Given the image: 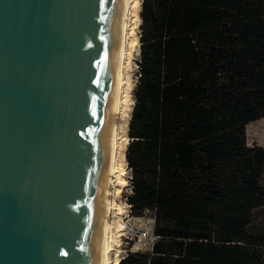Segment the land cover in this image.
<instances>
[{
    "label": "trees",
    "instance_id": "16d2710c",
    "mask_svg": "<svg viewBox=\"0 0 264 264\" xmlns=\"http://www.w3.org/2000/svg\"><path fill=\"white\" fill-rule=\"evenodd\" d=\"M132 213L161 237L120 264H264V0H142Z\"/></svg>",
    "mask_w": 264,
    "mask_h": 264
},
{
    "label": "water",
    "instance_id": "95a60500",
    "mask_svg": "<svg viewBox=\"0 0 264 264\" xmlns=\"http://www.w3.org/2000/svg\"><path fill=\"white\" fill-rule=\"evenodd\" d=\"M123 0H0V264H100Z\"/></svg>",
    "mask_w": 264,
    "mask_h": 264
},
{
    "label": "bare ground",
    "instance_id": "6f19581e",
    "mask_svg": "<svg viewBox=\"0 0 264 264\" xmlns=\"http://www.w3.org/2000/svg\"><path fill=\"white\" fill-rule=\"evenodd\" d=\"M138 4L139 1L137 0H123V12L120 24V62L116 82L114 112L109 136V156L106 168V208L103 218V240L100 252V264H120L121 258L119 249L113 246L116 245V247H119L118 244L120 243L117 241V235L122 231V224L120 223L121 226L117 225L114 220L113 225H111L110 214L112 211L116 212L119 206L118 202H116V198L121 191L120 188L124 184L123 176L125 175V170L122 168V163H120L119 159L122 157L124 158L127 146L123 148L125 143L123 145L122 142L124 139L120 133L124 128L122 125L125 126L127 123L123 124L126 114L125 100L127 98L126 85L128 81L125 75L129 66L127 62L128 52L133 43L131 34L133 32L132 28L134 27H132V24L133 21H136L135 19L133 20V15ZM128 108L127 106V109ZM122 149L123 151L121 152L120 150ZM120 155H122V157L119 158ZM122 214L123 213L119 215L122 216Z\"/></svg>",
    "mask_w": 264,
    "mask_h": 264
},
{
    "label": "rangeland",
    "instance_id": "374dc122",
    "mask_svg": "<svg viewBox=\"0 0 264 264\" xmlns=\"http://www.w3.org/2000/svg\"><path fill=\"white\" fill-rule=\"evenodd\" d=\"M139 1V4L137 5L135 11H134V15H133V20L135 19L136 21H133L132 24V28L133 32L131 34L132 36V40L133 43L131 45V47L129 48V52H128V57H127V62L129 64L127 72H126V77H127V89H126V94H127V98L125 100V116H124V120L125 122L122 125V127H124L121 131V135L123 137V145L125 143V145L123 146V148L125 146H128L129 143V137H128V125H129V120L131 118V113H132V109L134 106V89L136 87L137 81H138V76H139V59H140V33H141V29H140V25H141V17H140V12H141V6H142V0H137ZM129 58V59H128ZM128 99V100H127ZM127 101V103H126ZM130 105V106H129ZM127 106L129 107L127 109ZM247 143L249 147H263L264 148V118L257 120L255 122H252L250 124H248L247 126ZM127 150V148H126ZM121 152L123 151L120 150ZM122 157V155L119 156V158ZM122 159V160H121ZM120 163H122V168L125 170V175L123 176V180H124V184L123 186L120 188L121 191L119 192V194L117 195L116 198V202H118L119 206L116 210V212L112 211V213L110 214V222L111 225H113L114 220L116 221L117 225H120L121 219L123 218V215H119L121 213H123V211H125V202H126V198L128 197V195H130V190H129V186H127V181H128V176H130L131 171L129 169H127V160H126V152H125V156L124 158H120ZM124 164H123V162ZM126 161V162H125ZM129 184V183H128ZM263 185H264V179H263ZM120 212V213H119ZM119 213V214H118ZM121 226V225H120ZM252 233L254 234H261L264 235V210H261L260 212H258V214H256L255 217V223L254 226L251 230ZM117 241L120 243L118 244L119 247L113 246L116 249H119V254L120 257L123 256L128 250V248H130L129 244H127L124 241V238L121 237L120 232L117 235ZM117 245V246H118ZM115 249V250H116ZM115 253V252H114ZM113 256V255H112Z\"/></svg>",
    "mask_w": 264,
    "mask_h": 264
},
{
    "label": "built area",
    "instance_id": "2783aa9c",
    "mask_svg": "<svg viewBox=\"0 0 264 264\" xmlns=\"http://www.w3.org/2000/svg\"><path fill=\"white\" fill-rule=\"evenodd\" d=\"M126 168L128 169V164ZM131 179L132 177L130 174L127 181L130 193L132 191L130 186ZM124 207V215L122 214L123 218L120 222L122 224V231H120V234L121 237L124 238V241L130 245V248L121 256L120 261L130 252H151L154 245L161 240V237L155 232L156 218L154 212L146 210L141 217L134 216L132 213V206L129 204L127 198Z\"/></svg>",
    "mask_w": 264,
    "mask_h": 264
}]
</instances>
